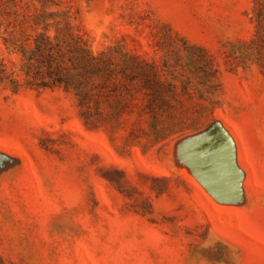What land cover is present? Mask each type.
Here are the masks:
<instances>
[{
	"label": "rangeland",
	"instance_id": "rangeland-1",
	"mask_svg": "<svg viewBox=\"0 0 264 264\" xmlns=\"http://www.w3.org/2000/svg\"><path fill=\"white\" fill-rule=\"evenodd\" d=\"M255 5L0 0V55L15 70L2 38L44 23L54 34L67 12L92 52L153 64L170 98L156 121L143 76L126 77L129 92L102 98L86 120L72 91L0 82V264H264Z\"/></svg>",
	"mask_w": 264,
	"mask_h": 264
},
{
	"label": "trees",
	"instance_id": "trees-1",
	"mask_svg": "<svg viewBox=\"0 0 264 264\" xmlns=\"http://www.w3.org/2000/svg\"><path fill=\"white\" fill-rule=\"evenodd\" d=\"M254 10L256 32L264 38V0H256ZM61 16L51 24L54 34L48 32L50 24L44 23L43 31L2 38L5 48L15 52L20 63L15 70L0 55V82L8 83L14 92L22 86L19 77L30 88L59 87L72 91L83 118L87 120L102 98L111 93L126 95L129 92L126 77L133 81L143 76L142 84L150 95L148 111L157 121V114L167 107L170 98L162 94L165 85L157 77L154 65L134 54L127 55L121 48L92 52L82 29L69 21L67 12ZM113 53L119 56L118 60L114 59ZM126 60L130 62L129 68ZM207 65V74L214 72L210 71V60ZM126 69H129L128 74Z\"/></svg>",
	"mask_w": 264,
	"mask_h": 264
}]
</instances>
